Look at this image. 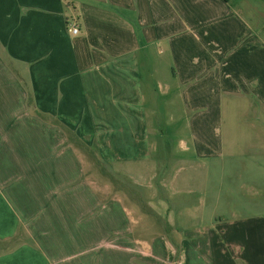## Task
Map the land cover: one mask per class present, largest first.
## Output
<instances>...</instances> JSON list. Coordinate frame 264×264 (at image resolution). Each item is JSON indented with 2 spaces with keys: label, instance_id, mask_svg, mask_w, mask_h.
Instances as JSON below:
<instances>
[{
  "label": "crops",
  "instance_id": "1",
  "mask_svg": "<svg viewBox=\"0 0 264 264\" xmlns=\"http://www.w3.org/2000/svg\"><path fill=\"white\" fill-rule=\"evenodd\" d=\"M161 60L173 152L141 72ZM90 151L146 210L96 188ZM204 199H264V0H0V264L264 263V215Z\"/></svg>",
  "mask_w": 264,
  "mask_h": 264
},
{
  "label": "rangeland",
  "instance_id": "2",
  "mask_svg": "<svg viewBox=\"0 0 264 264\" xmlns=\"http://www.w3.org/2000/svg\"><path fill=\"white\" fill-rule=\"evenodd\" d=\"M167 60H161V67H159L158 73L159 75H156L152 78V82L150 83V79L147 77L146 71L143 69L142 77H143V83L144 88L147 92L149 91V95L147 97V110L150 111H156L154 114V117H152V121L156 128L159 129L161 133H163V136L165 137V140L167 143H169L171 151L178 150V139L179 138H186V134L188 131L184 130L183 123L179 121V119H182V108L180 107L179 99L175 95V90L172 88L170 91H165L167 83L172 80V78L168 75V65L166 64ZM167 74V75H166ZM156 87V91H150L147 89V86L149 85L150 88L152 85ZM172 85V83L170 84ZM152 89V88H151ZM155 106V107H154ZM154 109V110H153ZM90 156V157H89ZM87 157L88 160H91L90 163V174L92 179L94 180V183L96 184V188L100 189L101 191H106L107 196L113 195L117 190H120L122 194V197L124 199H127L126 195H131L133 198H136L138 202H136L140 210H146V204L144 201H146V198L149 197V193L146 192V188H138L136 185L131 183V181H128L126 179H118L116 178L112 173L107 171L98 160H96L95 157H93L91 154H89ZM171 167H173V161H171ZM167 168H170L167 166ZM188 175H193V173L188 172ZM158 177H156L157 179ZM102 181L107 182V188L103 187ZM99 185V186H98ZM168 197H170V200L173 201V199H188V200H194L189 199V197L193 196H184L183 194L177 193V194H170L168 192ZM159 199L153 198L152 200H149L148 203L151 208H155L156 211H160L159 206L162 204L159 203ZM204 213L207 219L208 215L212 214L211 212H215L216 214H220L221 219L231 218L233 214H240L247 215V216H256L260 212V214L264 215V199H204ZM171 204L168 203V211H170V222H174L175 218H178L176 214H174L173 209L170 207ZM167 211V212H168ZM166 211L164 212V214ZM165 217V216H164ZM161 223V222H160ZM162 223L160 224V226ZM257 262V259H255L254 263ZM260 261L258 262V264ZM257 264V263H256ZM261 264L262 260H261Z\"/></svg>",
  "mask_w": 264,
  "mask_h": 264
},
{
  "label": "built area",
  "instance_id": "3",
  "mask_svg": "<svg viewBox=\"0 0 264 264\" xmlns=\"http://www.w3.org/2000/svg\"><path fill=\"white\" fill-rule=\"evenodd\" d=\"M69 31L72 33H76L78 31L77 26L73 25V26L69 27Z\"/></svg>",
  "mask_w": 264,
  "mask_h": 264
},
{
  "label": "trees",
  "instance_id": "4",
  "mask_svg": "<svg viewBox=\"0 0 264 264\" xmlns=\"http://www.w3.org/2000/svg\"><path fill=\"white\" fill-rule=\"evenodd\" d=\"M28 106H32L31 99H28ZM93 157H95L93 151H90Z\"/></svg>",
  "mask_w": 264,
  "mask_h": 264
}]
</instances>
